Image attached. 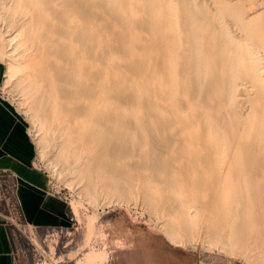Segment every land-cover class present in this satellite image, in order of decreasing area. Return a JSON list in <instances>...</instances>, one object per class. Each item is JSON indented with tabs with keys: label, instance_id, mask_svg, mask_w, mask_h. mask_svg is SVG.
Wrapping results in <instances>:
<instances>
[{
	"label": "bare ground",
	"instance_id": "6f19581e",
	"mask_svg": "<svg viewBox=\"0 0 264 264\" xmlns=\"http://www.w3.org/2000/svg\"><path fill=\"white\" fill-rule=\"evenodd\" d=\"M9 1L13 2L11 5L14 7L12 10L9 9L11 11L9 19L15 22L13 20L18 12L17 18L21 19L20 23H22L18 26L19 22L16 20L18 25L14 23L17 26L16 28L13 26L15 29L12 27L14 31L5 35L7 37L4 42L0 41L12 46L6 50V54L3 52L9 60L6 77L17 78L22 98L25 99L23 102L27 101L29 107L31 105L33 108V114L36 113L38 116L34 115V117L39 118L41 121H38L41 123L42 121L49 123L48 129L59 133L57 138L62 141L59 151L61 155L65 154L62 156L65 157L64 159L70 158L75 164L84 159L81 169L87 166V171H97L103 177H114L116 168L125 166L116 167L118 164L116 165L115 161L128 150L126 143H128L127 139H130L131 130L128 131L127 139L125 132L130 128V123L128 120L124 122L126 119L123 121L119 118L121 116L117 117L113 113V110H117L116 107L112 109L113 105L105 104L106 100H115L120 94L123 97L121 100L130 105L121 102L126 104V107L130 106L129 110L134 109L132 114L138 108H140L138 112L142 108L138 114L142 122L136 113L135 115L143 124L139 123L142 126L138 128L144 127L141 129L143 133L145 130L143 144H146L144 145L147 146L148 153L144 152L145 149L143 152L146 154V159L147 154L153 157V165L156 168L150 167L156 170L162 166L161 168L167 167L170 170V163L179 159L180 162L193 163L194 170L196 167L199 168L197 170L205 168L210 170L208 173L210 176L204 177L199 173L202 178L199 177L197 183H205L202 184L204 186L221 181L220 174H217L218 170H216V165L219 164L217 157L227 154L230 148L226 138L220 137L221 131L218 126L223 122L222 114L226 115L233 142L231 150L241 154V164L246 167V183L249 184L250 191L256 190L254 180L264 173V23L256 30L253 29L251 23L257 19L256 16L241 13V24L234 25L237 30L241 29V44H238L235 43L237 30L233 35L231 32L233 29H229L227 25L228 10L231 14L234 12L232 9L221 7L220 4L219 7H215L220 0H215L216 4L213 8L206 3L210 9L196 6L194 0ZM202 1L204 6L206 1ZM202 1L199 3L202 4ZM173 3L181 7L172 10ZM6 15L8 17L7 13ZM18 15L21 16L20 19ZM104 18L120 29L118 34L109 30V36L115 40L112 44L100 42L98 34L92 29L93 24ZM132 29L145 33L144 38L139 37L143 40L141 45L143 48L139 46L142 50V52L139 50L142 59L136 61L138 64L133 61L135 66L137 64V69L132 62L134 69L142 75L140 82L143 89L139 85L138 90H142L141 93L136 91L137 94L135 85L127 88V83L125 90L120 89L122 93L118 92V85L112 84L113 77L109 79L107 74L105 76L111 82H106L104 79L102 81L96 67L102 59H110L111 55L118 53L119 49L128 43ZM183 41L187 46L185 52L188 55L187 68L190 72H188V82L180 87L179 80L176 79L177 73L172 72V66L177 47ZM134 47L132 48L135 49ZM127 48L131 49V47ZM132 65L130 67L133 70ZM130 67L126 66V70L129 69L131 72ZM136 70H133L132 76L137 74ZM240 78L241 95H238L240 85L237 80ZM126 82L129 84L130 78ZM102 92L103 96L107 95L104 97L106 98L104 102L100 99ZM184 92L187 93L186 96L182 95ZM114 93H118L116 97ZM138 93L143 95L138 97ZM108 96L111 98L107 99ZM240 96L241 101L238 98ZM207 99L213 105H208ZM220 103L224 105H217ZM119 112L116 113L120 114ZM126 115L123 119L127 118ZM37 125L39 127V124ZM174 125V133L166 136L164 133L167 128ZM182 142L185 145L181 148ZM132 151L128 153L131 155ZM179 152H182L181 155L184 153L186 155L178 157L176 154ZM150 161L148 162L151 163ZM123 168L125 170V167ZM262 188L264 190V184ZM211 205L213 206V203H210ZM210 206L208 205V208ZM75 210L74 212H77ZM221 210L219 209L218 214ZM259 212L264 216V207ZM217 216L215 215V218ZM219 218L222 219V216ZM217 222L216 225L211 222L210 226L217 227ZM219 225L222 226L223 223Z\"/></svg>",
	"mask_w": 264,
	"mask_h": 264
},
{
	"label": "rangeland",
	"instance_id": "374dc122",
	"mask_svg": "<svg viewBox=\"0 0 264 264\" xmlns=\"http://www.w3.org/2000/svg\"><path fill=\"white\" fill-rule=\"evenodd\" d=\"M194 1L197 2H194L196 6L199 5L198 7L205 9H210V6L213 8L216 4L215 0H204L206 2L202 6V0ZM199 1H202V4ZM6 2H10L8 3L9 5ZM11 3L13 2L9 0H0V33L2 34H0V41L2 42L7 37L5 35L11 34V31L13 32L17 27L16 20L19 22L18 26L22 23H20V15L22 14L19 13L18 17L20 20H18V12L13 20L16 23L11 22V19H9L10 10L14 8ZM206 3L210 6H207ZM173 4H171L172 6L170 5L172 10L181 7V5L179 7ZM219 4L221 7L232 9L234 12L233 14L229 12L230 10L227 12L229 17L227 25L230 27L229 29H233L231 30L233 35L234 31L237 30L234 25L241 24L240 18L243 13L245 15L248 14L247 16L252 14V16L257 17L251 23V27L255 30L260 24L264 23V0H220V3L215 7H219ZM98 21L93 24L95 26L92 25V29L98 34L100 42L114 43L115 40L108 33L113 30L118 34L120 32L118 26L105 18ZM133 29L131 31L132 36H130L126 44L131 49L125 45L119 49L118 53L115 52L117 55L113 53L114 55H111L110 59L108 57V59H102V62L100 61L101 64L98 62L96 67L99 70L102 81L104 79L106 82H111V80H107V76L109 79L113 77L111 78L112 84L118 85V92L122 93L127 83V88L130 85H135L136 90H134L137 94L136 91L141 93L143 89L140 82L142 81V75L136 70L138 64L136 61L142 59L140 47L143 48L141 46L143 40L140 38H144L145 33L140 32V30L138 32V29L137 31ZM235 34H237L235 35V43L241 44V29L237 30ZM2 42H0V60H2L0 64L3 71L0 81V93L11 104L16 114L27 127L28 135L35 147V165L47 175L50 191L54 195L59 196L65 203L71 220L70 225L66 228L35 230L25 227L17 207L14 210L11 209V221L4 219L3 221L7 224L11 237L15 264H264V235H261L264 233L262 232L264 231V216L260 215L259 212L264 207V190L262 188L264 173L254 180L256 190L254 192L250 191L251 188L246 183L247 180H245L247 179L246 167L241 164V154L239 155L231 150V145L233 149V142L229 134L230 126L226 115L222 114L223 122L218 128L221 131L220 137L226 138L228 141L230 151L225 155H218L219 167L218 165H216L217 168L215 167L218 170L217 174H220V179L224 183L220 181L206 184V187L204 186L205 183L199 182L201 184H198L197 180L199 177L202 178V176H210L208 174L210 170H205L206 168L197 170L198 167H196V171L193 163L180 162L181 160L179 159V161L173 160L170 163V170L167 167L161 168L162 166L159 167L160 169H156L157 171L154 169L156 167L153 165V157L147 154V159L149 157L151 161L149 159L148 161L152 164L146 159L147 146H145V143V145L143 144L145 130L143 129L144 133L141 130L144 127L138 128V126L141 127L143 125L138 115L142 108L139 112L137 110L140 108L136 110L137 112L135 111L141 121L139 122L135 113L132 114L134 109L129 110L130 106H125L130 104L121 100L123 97L120 94L118 95L120 97L119 102V99L117 100L118 97H116L118 93H114L115 100L112 95L113 100H106L105 104L106 106L108 104L109 106L113 105L112 109L116 107L117 110H113V113L117 117L121 116L119 118H122L121 120L123 121L126 119L124 122L128 120L130 123L131 129L129 128L125 133L126 139L129 138L130 134V139H127V142L131 146L129 147V144L126 143L127 152L115 161V164H118L116 167L125 166L120 167V169L116 168L114 177H103L97 171H87V166H83L81 169L80 166L82 163L84 164V159L80 162L81 164L78 162L75 164L72 159L69 158L72 160L70 161L62 157L65 154L63 153L64 151H61L63 153L61 155L59 151L62 142L57 138L59 133L49 130V123L39 122L41 120L39 118L36 119L38 116H36V113L33 114L31 105L32 109L27 101H24L26 103L23 102L25 99L22 98V91L17 84V78L6 77L9 60L4 54L12 46H7ZM137 47L139 48L137 49ZM186 48L184 41L181 42L177 47L178 50L172 66V72L177 73L176 79L179 80L180 87H183L188 82V72H190L187 68L188 55L185 52ZM183 49L184 51L182 52ZM120 51H122L121 54H119ZM3 52L5 53L3 54ZM133 61L137 63L136 66ZM132 62L136 69H134ZM115 64L118 65L117 68ZM98 65L100 66L98 67ZM131 65L133 70H136V75L132 76ZM126 66L127 68L130 67L132 73L129 69L126 70ZM17 75L15 76L18 77ZM137 76H139L140 80L139 78H134ZM129 78L130 82L128 84L126 81ZM5 80H8V82H5ZM133 81L134 83H132ZM237 83L240 85L237 94L241 95V78L237 80ZM139 85L142 87L141 90H138ZM184 94L182 95L186 96L187 93L184 92ZM100 96V99L104 102L106 99L104 97L107 95L103 96L102 92ZM111 97L108 96L107 99ZM238 98L240 99L241 96ZM206 103L213 105L208 99ZM191 104L196 105V103ZM217 105L224 104L220 103ZM125 115L128 119L125 117L123 119ZM133 115L135 116L133 117ZM37 124H39V127ZM130 130L131 132L128 134ZM174 130L175 125L167 128L164 134L171 136ZM184 145L183 142L180 143L181 148ZM133 149L135 153L132 151ZM130 150L132 151L131 155L128 153ZM181 153L179 152L176 155L178 157L186 155L185 153L181 155ZM227 158L229 162H227ZM69 162L73 163L70 164ZM150 166L154 167V170ZM123 167H125V170ZM78 174H81V176ZM109 178H112V180ZM113 183L116 184L114 185ZM216 194L218 196H215ZM210 203H213V206L211 205L213 208L218 207V209L215 208L217 211L215 209L213 211ZM208 205L210 206L209 208ZM76 208L78 209L75 210ZM219 209L221 211L218 214ZM74 210L77 212H74ZM215 211L217 212L216 214ZM4 215H6V212ZM215 215H218L217 219ZM219 216H222V219ZM211 222L215 225L216 222L221 225L223 223V225L218 226L217 224V227L212 225L214 227L211 228ZM215 227L216 229H214ZM97 259L101 262L99 263Z\"/></svg>",
	"mask_w": 264,
	"mask_h": 264
},
{
	"label": "crops",
	"instance_id": "0c3cea01",
	"mask_svg": "<svg viewBox=\"0 0 264 264\" xmlns=\"http://www.w3.org/2000/svg\"><path fill=\"white\" fill-rule=\"evenodd\" d=\"M3 68L0 64V81ZM27 127L0 93V173L15 182V202L25 227L59 229L70 225L67 207L50 191L47 175L35 165ZM0 264H15L7 224L0 218Z\"/></svg>",
	"mask_w": 264,
	"mask_h": 264
},
{
	"label": "built area",
	"instance_id": "2783aa9c",
	"mask_svg": "<svg viewBox=\"0 0 264 264\" xmlns=\"http://www.w3.org/2000/svg\"><path fill=\"white\" fill-rule=\"evenodd\" d=\"M14 192L15 182L13 178L0 173V218L6 221H11V209L14 210L17 207ZM5 212L6 215H4Z\"/></svg>",
	"mask_w": 264,
	"mask_h": 264
}]
</instances>
